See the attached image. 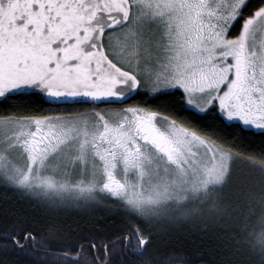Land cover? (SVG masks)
I'll return each instance as SVG.
<instances>
[{"label": "snow or ice", "instance_id": "6c2138e0", "mask_svg": "<svg viewBox=\"0 0 264 264\" xmlns=\"http://www.w3.org/2000/svg\"><path fill=\"white\" fill-rule=\"evenodd\" d=\"M246 129L264 0H0V264H264Z\"/></svg>", "mask_w": 264, "mask_h": 264}, {"label": "trees", "instance_id": "16d2710c", "mask_svg": "<svg viewBox=\"0 0 264 264\" xmlns=\"http://www.w3.org/2000/svg\"><path fill=\"white\" fill-rule=\"evenodd\" d=\"M143 99L146 100L147 98L145 97ZM138 102H141V98H137V99L131 101V103H138ZM44 107L47 110L48 108L53 107V106L45 105ZM249 132H255V135L241 134L238 132V130H231L230 134L232 136L238 137L244 144H246L252 148L258 149L261 146H264V136H261V134L259 132H256L254 130H249V129L245 130V133H249ZM2 195H3V193L0 192V196H2ZM90 218H94L96 220H104V219H106V214L102 211H96L95 213L92 214L91 217L74 215L71 217L69 222L72 223L74 226L77 223L83 225V224L87 223ZM182 251H183V245L180 243V241L179 240H173L170 244V247L167 250L161 249V250H159V252H157L156 250H153V254L157 260L162 261L164 259H167V257L169 255L181 253Z\"/></svg>", "mask_w": 264, "mask_h": 264}, {"label": "rangeland", "instance_id": "374dc122", "mask_svg": "<svg viewBox=\"0 0 264 264\" xmlns=\"http://www.w3.org/2000/svg\"><path fill=\"white\" fill-rule=\"evenodd\" d=\"M251 130H254V131H256L255 129H251Z\"/></svg>", "mask_w": 264, "mask_h": 264}]
</instances>
